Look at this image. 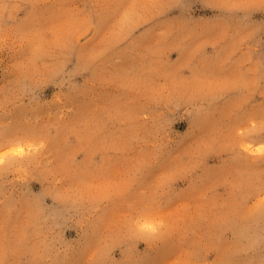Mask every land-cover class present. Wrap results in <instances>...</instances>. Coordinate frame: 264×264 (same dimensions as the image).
<instances>
[{"label":"rangeland","instance_id":"obj_1","mask_svg":"<svg viewBox=\"0 0 264 264\" xmlns=\"http://www.w3.org/2000/svg\"><path fill=\"white\" fill-rule=\"evenodd\" d=\"M0 264H264V0H0Z\"/></svg>","mask_w":264,"mask_h":264}]
</instances>
